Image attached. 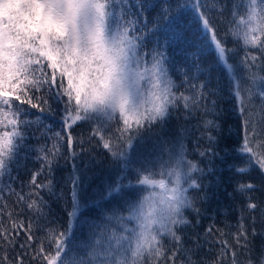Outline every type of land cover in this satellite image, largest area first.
I'll return each mask as SVG.
<instances>
[{
	"label": "snow or ice",
	"instance_id": "obj_1",
	"mask_svg": "<svg viewBox=\"0 0 264 264\" xmlns=\"http://www.w3.org/2000/svg\"><path fill=\"white\" fill-rule=\"evenodd\" d=\"M146 7L140 0H0V264H194V249L183 246L179 230L191 223L186 209L199 217L190 190H203L202 177L214 172L215 161L241 176L256 170L259 182L244 180L237 188L264 193V0H175L160 13L169 26L185 11L195 14L228 77L227 109L216 100L209 106L206 84L190 85L192 95L180 92L173 72L188 84L202 69L194 63L189 76L174 64L168 48L176 34L160 24V16L148 28ZM149 36L155 37L151 48ZM181 105L213 117L203 121L195 149L206 168L188 158L186 129L165 132ZM45 115L59 116L62 131L49 137ZM83 124L90 127L87 142L97 140L111 163L90 193L97 174L73 163L71 208L61 227L40 195L41 188L54 194L53 183L37 177L58 166L65 141L71 157L77 155L74 146L85 140L72 130ZM33 125L42 126L39 138L52 140L50 147L27 143ZM33 151L41 167L32 173L30 191H17L22 161ZM5 192L48 221L44 237L18 218ZM90 209L96 215H85ZM245 210L264 220V201L248 195ZM79 229H86L81 242L74 237ZM232 236L234 246L218 241L216 264L229 256L231 264H264V248L253 253L242 218ZM239 250L246 253L243 262Z\"/></svg>",
	"mask_w": 264,
	"mask_h": 264
},
{
	"label": "trees",
	"instance_id": "obj_2",
	"mask_svg": "<svg viewBox=\"0 0 264 264\" xmlns=\"http://www.w3.org/2000/svg\"><path fill=\"white\" fill-rule=\"evenodd\" d=\"M137 0H132L136 3ZM147 7L145 15L148 19V28H151L156 18L160 16L162 8L167 4H174L175 0H140ZM224 2V0H221ZM136 11L135 8L132 9ZM213 22L219 24V18L214 16ZM160 24L164 27H169L170 32L176 34V39L170 44L168 54L172 58L174 64L178 68H184L188 71L189 76L195 74V69L192 67L194 63L200 65L202 71L197 79H191L188 84H184V77L179 72H173L174 79L178 85H181L180 92L186 95H192L194 89L190 85L206 84L204 93L207 95V103L211 106V101L216 100L219 107L229 108L230 101L228 96L229 81L225 69L218 62L215 52L208 45V36L202 32L201 25L196 19L195 14L188 10L180 15L171 26L160 16ZM224 27L223 24L220 25ZM155 37L149 36L148 48H151ZM229 46H233L232 41H229ZM243 55V52H240ZM264 75V73H261ZM215 95H208V93ZM35 112V110H32ZM34 119L35 117H30ZM213 118L210 114H206L204 109L190 112L179 106L172 111V115L166 125L165 132L171 135L179 134L181 129L187 130L184 143L188 152V158L194 162H199L200 167H207V161L202 160L195 152L197 140L200 137V131L203 130L202 125L205 119ZM44 123L51 125L52 131L48 136H52L53 132L62 131L61 121L59 116H44ZM199 128V130H198ZM42 126L33 125L29 129V139L27 143L38 147L40 145L51 146L52 140L40 137ZM154 132L160 131L159 128H154ZM90 132V127L87 124L74 126L72 135L77 138H83V145H75L74 150L77 153L75 157H71L66 141L62 147L63 157L59 158L58 166H56L51 174L45 171L37 177V181L42 184H47L49 180L53 183L54 194H49L47 188L40 189V195L47 201L45 212H49L51 217H54L56 222L61 227L67 226L68 215L67 211L71 208V188L72 185L69 177L73 172V163L81 170L87 169L88 174L96 173V177L91 181L88 192H91L92 187L99 183L101 177L107 171V165L111 163L109 153L102 148L97 140L87 142V137ZM33 133L35 136H33ZM207 144L206 139H199L200 147ZM37 153L32 152L30 159L22 161L18 172V179L13 184L17 191L23 190L24 193L30 191L29 181L32 173L41 167V162L36 160ZM14 175L16 173L14 172ZM204 188L201 191H191L190 195L196 198V207L200 208L199 217L190 210H185V216L191 221L187 226L180 228L179 234L183 237V246L189 249H194L192 252V260L194 264H216L217 257L221 253L222 247L218 241L227 240L230 245L235 244L232 234L237 231L241 222L248 229L249 247L253 253L259 254L264 248V220L261 219L260 213H249L245 210L246 196L250 195L253 199L264 201V193L259 191L252 193H243L238 190L237 186L244 180L251 179L259 182L260 177L256 170H253L250 176H241L233 169H230L225 163L220 160L215 161V169L213 173H209L202 177ZM205 193L207 194L205 197ZM5 199L9 205L19 212V219H22L27 225L29 221L33 224V233L36 237H44L45 229L50 227L47 220L40 218L36 213L30 211L26 205H16V197L9 196L4 193ZM110 206V205H106ZM50 210V211H49ZM85 215H96L95 209H90ZM256 217V222L253 224L252 216ZM198 221V223H197ZM253 228L256 235L252 234ZM212 229L211 233L207 230ZM74 237L77 242L86 239V229H79L74 232ZM23 239V234L21 235ZM199 247H194L196 243ZM165 244L171 248L172 243L165 240ZM47 246V244H46ZM246 253L243 250L237 252V259L244 261ZM178 259H183V256L178 254ZM32 264H37L32 261ZM224 264H231L230 256L225 257Z\"/></svg>",
	"mask_w": 264,
	"mask_h": 264
}]
</instances>
